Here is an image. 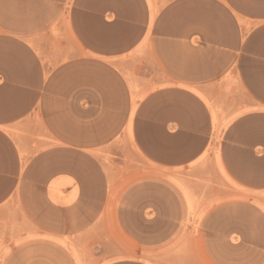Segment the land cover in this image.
I'll list each match as a JSON object with an SVG mask.
<instances>
[{
    "label": "rangeland",
    "instance_id": "obj_1",
    "mask_svg": "<svg viewBox=\"0 0 264 264\" xmlns=\"http://www.w3.org/2000/svg\"><path fill=\"white\" fill-rule=\"evenodd\" d=\"M235 1L264 15V0ZM255 38L249 54L259 58H245L240 77L228 74V86L238 88L205 90L211 126L192 92L161 95L140 112L154 89L137 87L130 90L135 124L122 104H84L69 116L75 126L67 140L50 137L42 120L0 127V152L10 162L0 166V264H108L114 239L117 253L133 251L137 230L148 236V264H264V111L235 118L264 101V31ZM113 85L57 94L124 97ZM178 108L173 135L178 127L167 122ZM49 150L46 160L68 167L31 178L34 158Z\"/></svg>",
    "mask_w": 264,
    "mask_h": 264
},
{
    "label": "crops",
    "instance_id": "obj_2",
    "mask_svg": "<svg viewBox=\"0 0 264 264\" xmlns=\"http://www.w3.org/2000/svg\"><path fill=\"white\" fill-rule=\"evenodd\" d=\"M243 8L235 0H0V127L42 120L50 137L67 140L75 126L69 116L84 104H122L125 120L135 124L138 109L132 106L137 101L130 90L137 87L154 89L140 102V112L161 95L192 92L211 126L205 90L215 95L228 87L236 90L238 85L228 86V74L240 77L242 61L259 58L249 50L264 31V15ZM153 9L158 10L155 15ZM120 72L128 74V84ZM106 81L124 88V97L57 94L58 88L94 90ZM240 88L248 99L249 87L242 79ZM257 104L235 118L264 111V101ZM182 113L178 108L169 115L167 125L178 127L173 135L180 131ZM51 153L34 158L31 178L42 179L57 167L46 160ZM9 165L0 152V166ZM54 189L52 183L50 199L58 204ZM147 237L140 230L132 232L134 250L119 253L114 239V260L108 264H148L143 255L150 248ZM165 241L168 236L158 238L157 247Z\"/></svg>",
    "mask_w": 264,
    "mask_h": 264
},
{
    "label": "bare ground",
    "instance_id": "obj_3",
    "mask_svg": "<svg viewBox=\"0 0 264 264\" xmlns=\"http://www.w3.org/2000/svg\"><path fill=\"white\" fill-rule=\"evenodd\" d=\"M139 100V99H138ZM133 111H134V109H132ZM245 110H243V111H241L240 113H242V112H244ZM128 134V133H127ZM125 135V134H124ZM125 137H127V136H125ZM212 143H213V141H212ZM212 148V147H211ZM133 149V148H132ZM134 150V149H133ZM208 152V151H207ZM209 155V154H208ZM215 164V163H214ZM70 245V244H69ZM76 255V254H75ZM129 255V254H128ZM142 258V257H141ZM76 259V258H75Z\"/></svg>",
    "mask_w": 264,
    "mask_h": 264
}]
</instances>
